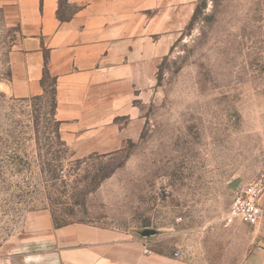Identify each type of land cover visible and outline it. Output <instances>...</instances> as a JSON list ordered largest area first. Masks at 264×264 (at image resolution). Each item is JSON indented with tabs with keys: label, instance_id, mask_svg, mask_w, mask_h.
<instances>
[{
	"label": "rangeland",
	"instance_id": "374dc122",
	"mask_svg": "<svg viewBox=\"0 0 264 264\" xmlns=\"http://www.w3.org/2000/svg\"><path fill=\"white\" fill-rule=\"evenodd\" d=\"M16 38L0 9V258L19 264L72 224L188 260L222 249L236 188L264 168V0H198L160 60L139 137L109 154L60 138L49 77L43 95L9 92Z\"/></svg>",
	"mask_w": 264,
	"mask_h": 264
},
{
	"label": "crops",
	"instance_id": "0c3cea01",
	"mask_svg": "<svg viewBox=\"0 0 264 264\" xmlns=\"http://www.w3.org/2000/svg\"><path fill=\"white\" fill-rule=\"evenodd\" d=\"M197 1L0 0L5 21L17 29L7 89L19 98L43 95L49 77L65 144L80 156L116 151L139 137L157 67ZM260 205L256 225L237 220L223 234L222 249L210 244L195 260L72 224L47 230L46 242L19 264H264V191Z\"/></svg>",
	"mask_w": 264,
	"mask_h": 264
},
{
	"label": "built area",
	"instance_id": "2783aa9c",
	"mask_svg": "<svg viewBox=\"0 0 264 264\" xmlns=\"http://www.w3.org/2000/svg\"><path fill=\"white\" fill-rule=\"evenodd\" d=\"M263 191L264 168L258 176L236 188L228 212L223 218L224 225L229 226L239 219L250 225H256L263 214L260 205V197Z\"/></svg>",
	"mask_w": 264,
	"mask_h": 264
},
{
	"label": "trees",
	"instance_id": "16d2710c",
	"mask_svg": "<svg viewBox=\"0 0 264 264\" xmlns=\"http://www.w3.org/2000/svg\"><path fill=\"white\" fill-rule=\"evenodd\" d=\"M45 92H46V90H45Z\"/></svg>",
	"mask_w": 264,
	"mask_h": 264
}]
</instances>
